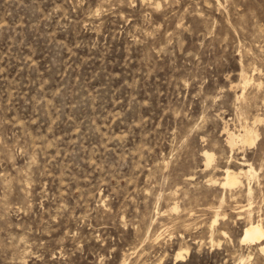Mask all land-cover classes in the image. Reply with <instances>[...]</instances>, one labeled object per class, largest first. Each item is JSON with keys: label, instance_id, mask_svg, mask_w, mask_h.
<instances>
[{"label": "rangeland", "instance_id": "obj_1", "mask_svg": "<svg viewBox=\"0 0 264 264\" xmlns=\"http://www.w3.org/2000/svg\"><path fill=\"white\" fill-rule=\"evenodd\" d=\"M250 212L264 0H0V264H264Z\"/></svg>", "mask_w": 264, "mask_h": 264}, {"label": "bare ground", "instance_id": "obj_2", "mask_svg": "<svg viewBox=\"0 0 264 264\" xmlns=\"http://www.w3.org/2000/svg\"><path fill=\"white\" fill-rule=\"evenodd\" d=\"M243 75V74H242ZM245 75V74H244ZM242 78V77H241ZM243 83H245L243 81ZM249 83V80L246 78V83ZM245 87V86H244ZM243 87V88H244ZM246 126V125H245ZM243 133V132H242ZM229 144L234 149V147L238 146L240 142L248 143V142H255L254 130L251 128L246 127L244 134H234L229 133ZM207 159V166H209L214 161V155L205 152L204 154ZM224 177H223V187L234 189L240 184V178L243 176L249 175L250 177L256 175L253 167H250L249 170L241 169L239 171L233 170L230 167L225 168L223 170ZM249 195L252 194V189L249 188ZM248 207V206H247ZM246 207V208H247ZM244 209V208H243ZM242 209V210H243ZM241 210V209H240ZM220 217L219 211L216 213L215 220L213 224L215 225ZM250 218L249 224L245 227L243 231V235L241 237V242L244 244H251L257 246L258 249L264 254V224L262 220L255 221L254 218H252V213H249ZM183 257L182 253L178 254L177 259H181Z\"/></svg>", "mask_w": 264, "mask_h": 264}]
</instances>
